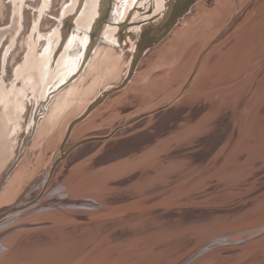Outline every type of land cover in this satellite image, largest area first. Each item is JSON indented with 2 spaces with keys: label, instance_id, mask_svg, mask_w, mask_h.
<instances>
[{
  "label": "rangeland",
  "instance_id": "374dc122",
  "mask_svg": "<svg viewBox=\"0 0 264 264\" xmlns=\"http://www.w3.org/2000/svg\"><path fill=\"white\" fill-rule=\"evenodd\" d=\"M57 1L60 2V0H0V83L6 81L0 87V92L7 93L9 97L16 93L30 96V86L25 85L21 89L16 86L17 80L24 77L22 73L24 66L40 68L43 82L38 85L33 96H30L33 103L31 111L36 109L39 115L42 114L36 125V134L42 128L40 123L44 122L46 115L55 107L59 92L67 87L64 84L81 63V56L77 57L76 66L73 65L75 58L70 59L68 64L71 72H66L62 78L59 76L62 70L61 56L72 34L78 32L82 39L85 38L80 47L81 50L84 48L83 52L90 46L91 50L70 85L87 74L91 58L101 44L102 48L105 45L107 48L110 47L103 48L104 52L112 53L110 61L126 58L128 54H132V44L135 49L133 37L137 39L140 35L136 28L156 27L162 21L159 13L154 15L155 0H132L133 5L129 7L126 17L123 13L129 0H72L64 7V17L58 12L60 4L57 5ZM248 1L194 0L188 11L177 21L188 16L191 11L198 20L190 22L187 32L181 34V43L175 46V49H171L167 60H161L162 56L157 55L156 47L165 44L164 40L170 32L158 43L149 45L144 50L131 72L132 60H127L119 73L116 69L115 79L122 75L120 83L108 90L104 100L103 94H100L93 101L96 103L89 112L97 109L92 120L94 124L89 130L73 135L75 126L85 120L90 113L79 116L81 119L77 121L72 131L64 135L50 152V157L54 159L58 154L65 153L67 148L68 154L75 151V147L67 145L71 141V135L75 141H79L88 138V135L105 136L112 133L107 141L111 143L105 147L107 150L101 152V155H104V163H95L99 159H94L98 155L95 153L102 151L104 147L98 149L94 143L91 150L84 154L88 159L81 164L83 159L80 165L73 166L77 155L69 160L72 164L66 168H62L59 161L49 174L53 164L41 160L42 162L38 163L40 168H37L34 175L31 174V170L30 174L33 176L27 178L31 180L23 182L21 193L14 194L12 200L4 203L7 205H4L2 213L8 207L19 206L24 207L22 214L32 213L27 210L34 207V212L38 208L40 211H52L51 214H41V220L43 217L47 220L58 217L59 215H52L58 214V210L65 208L64 205L77 203L73 207L77 206L75 211L78 213L66 214L70 218L93 220L90 228L99 229L105 226L99 235L105 237L103 242L98 243L99 246L98 244L93 246L98 241V236L91 239L86 247H71L69 250L73 254L81 252L72 257L67 264H73L79 256L95 248L98 249L89 254L88 258L84 257V261L79 264H89L90 259H96V264H264V8L260 10L264 6V0H257L253 5H251L253 0L249 3ZM246 2L248 5L244 12L249 11L246 12V16L244 15V22L248 18L253 19L247 33L241 35L240 25L243 21L240 22L239 13ZM40 11L43 12L42 17ZM237 12L239 16L236 15ZM53 13L56 14L55 18L51 17ZM105 14L109 25L117 22L119 35L116 38L121 40L120 44H107L102 39L104 29L108 25L104 21L98 38L95 36V44L91 45L89 34L96 28V23L105 19ZM36 23L37 28L34 30ZM43 23L48 24L50 28L49 36L47 35L43 44V47L47 48V53L34 59L32 39L35 41L34 34L38 30L44 32ZM65 23L70 24L68 32L64 31ZM57 28L58 31H55ZM22 35L23 42H30L26 55L19 44ZM214 36L218 38L214 40L216 38ZM241 38H243L239 49L241 52L236 50L239 55L233 63L231 55L234 54L230 52ZM212 40L214 42L211 44ZM18 50L20 63H16L13 69L11 60ZM110 65L112 70L114 66L109 62L101 67L100 74L104 75ZM139 68L140 71H147L144 81L137 78ZM39 70L37 73L40 76ZM66 75L68 76L64 83ZM97 75L93 73V78ZM39 76L36 83L39 82ZM130 83L131 88L128 87ZM123 89L127 90L126 95L118 98L120 95L117 94L113 98L116 99L114 104L106 101L110 94ZM216 90L220 92V97L211 98L208 93ZM168 98L174 99L172 104L178 102L185 109L180 112L179 105L174 108L171 106L163 125L161 124L152 134L149 131L143 133L141 137H134L135 134L132 133L134 130L130 129L129 125L120 128L137 115L146 114ZM185 98L189 103L185 104L187 101ZM207 100L220 106V109L215 111L212 106L210 109H203L200 104ZM255 101L259 102L258 107L246 110L249 114H245L247 117L245 118L243 111L252 107ZM102 103L104 109L99 110L97 107ZM208 116L213 119L205 120ZM30 118H27L28 122ZM149 120L145 119L135 124V129L146 127ZM240 126L241 135L238 133ZM41 138L42 143L34 140L35 136L28 139L27 148L13 165L16 168L7 180L25 157L27 158V152H34L43 147L48 137ZM34 145L35 147L31 149ZM119 145H122L120 150ZM38 151L34 155L35 159ZM113 157H117V160L114 161ZM34 158L32 162L35 161ZM72 171L75 174L70 175ZM3 172L4 170L2 174ZM98 176L99 182L96 181ZM95 183L101 187L93 188ZM4 186L5 184L2 189ZM35 193L40 196L28 205L29 202L24 200L34 197ZM39 201L41 202L38 203ZM67 209H70L69 205ZM10 213H13V219L21 215V212L16 215L14 211L8 214ZM25 220L27 221L23 222L31 223L37 219L28 216ZM114 221L116 223L111 224ZM76 223L82 224L78 221ZM12 224L13 220L0 224V232ZM83 227L89 228L87 225ZM21 231L19 232L22 233ZM27 231L22 234L27 235L33 230ZM88 231L84 234L91 237V231ZM16 232L11 231L8 236L13 238ZM2 238L0 239L3 240Z\"/></svg>",
  "mask_w": 264,
  "mask_h": 264
},
{
  "label": "bare ground",
  "instance_id": "6f19581e",
  "mask_svg": "<svg viewBox=\"0 0 264 264\" xmlns=\"http://www.w3.org/2000/svg\"><path fill=\"white\" fill-rule=\"evenodd\" d=\"M71 1L72 0H60V2L59 1L56 2L57 5L60 4L58 12L60 13L61 17H64V7L67 5L68 2H71ZM131 1L132 0L128 1V5L125 9V12L123 13V15L125 14L124 17H126L128 11H129L128 10L129 7L131 5H133V4H131ZM250 1L251 0H249L248 3ZM134 2L136 3V1H134ZM193 2H194V0H186L184 6L180 7V5L182 6V4H181L182 0H171V1L170 0H155L156 6H155V10L153 12H154V15H157L159 13V15L162 16V19H161L162 21H160V25H158L156 27L145 28L143 26H139L138 28H136V29H138V31H140V35L137 39L133 37V40L136 43V46L134 49V44H132V46H131L132 47V49H131L132 54L131 55L128 54L127 57L125 56L126 58H122V59L118 58L115 61H110V57L113 56L112 53L107 52V51L104 52L103 48L106 49L107 47L105 45V47L102 48L103 44H101V47H98L99 49L97 50V52H95V54L93 55V58H91L92 60L90 63V67H88L87 74L85 76L83 75L81 77V79L79 78L80 80L78 82L70 85V83L73 81V78L75 77V75L83 67L84 62L87 59L88 52L91 50V46H90L86 51L83 52L84 48L81 50L80 47H81V42L85 38L82 39V37L80 36V34L78 32L72 34L70 39L68 40V42H66V48L63 51V54L61 56L62 70L60 71L59 76H61V78H62L65 76L64 74H66V72H68V71L71 72L70 68H69L70 65L68 64L69 63L68 61L70 59L75 58V62H73V65L76 66L77 57L81 56V58H82L81 63L79 65V67L77 68V70L75 71V73L72 74V77L65 83L66 78L68 76V75H66L65 80H63V81L65 83L64 86L67 85V87H65L61 93L59 92V95L56 97V101H55L56 103L54 105L55 107L49 112L48 115H46V117L44 118V122L40 123L41 124L40 126H42V128H40L38 134H36L35 129H36V125H37L39 119L41 118L42 114L39 115V113H37L35 111L36 109L31 111V109L33 108V105H32L33 103H32V99L30 98V96H33V94L36 92V89L38 88V85L43 82V78H42L43 76L39 70L40 68L38 69L37 66H34V68H32V67L27 68L26 66H24L22 69V73H23L24 77L23 78L21 77V79L17 80L16 86L17 87L19 86L21 89L25 85L30 86V90H31L30 96H29V94H24V93H18L17 94L16 93V95H14L13 97H9V95L7 93L0 92V175L2 174V171L4 170L3 174L0 176V193H1L0 194V209H1L0 213H2V209L5 208L4 205L5 206L7 205V204H4L7 200H12V198H13L12 196L14 194L21 193L20 189H21V187H23V182L31 180V179L29 180L27 178L32 177L34 175V173L37 171V168H40V167H38V163L41 160H45V161L47 160L53 164L52 167L49 169L50 170L49 174L54 170V168L56 167V165L58 164L59 161H60L59 164L61 165V167L66 168L67 166L72 164L69 162V160L73 159L77 155H78L77 158H75L77 161L76 160L74 161L73 166L79 164L84 159L81 163V164H83L85 159H88V157H85L84 154L91 150L92 144L94 143V144H96V147L98 149L101 147H104V149L102 151H98L97 153H95L98 155L94 159L99 158L95 163L96 164L104 163L103 162L104 161V158H103L104 155L102 156L101 154L107 150V148H105V147H107L111 143V142H107V141H108L109 137H111L112 133L109 135L105 134V136L88 135V138L86 137V138L81 139L79 141H75L73 139V136L71 135V137H70L71 141L67 145H72V147H75V151H72V153L68 154L67 152L69 150L67 148L68 151L66 150L65 153L62 152V153L58 154L57 157L54 159L52 157H50L51 156L50 152H52L54 150L53 147L55 145L59 144V141L62 139V137L64 135L69 134V132L72 131L74 125L77 123V121L79 119H81L79 116H82L86 113H90V115L85 120H83L82 122H80L79 124H77L75 126V128L73 130V135H75L81 131L89 130L91 125L94 124V121H92V120H93V117L96 115L95 112L97 110L95 108L91 112H89L94 107L93 105L96 103V102L93 103V101L97 98L98 95L100 96V94L101 95L103 94V97H102V99H103L108 94V90L110 88H113L116 84L118 85L120 83V77L122 75L119 78L115 79L114 75L117 73L116 69L118 70V73H119V71L122 69L123 65H125L126 61L132 60L131 69H130V72H131L133 70V66L138 61V58L140 57V55H142L144 50H146V48L149 45H153L155 43H158L160 40H162L163 36H165L166 34H168L170 32L169 35L167 36L166 40H164L165 44H163V45L160 44L156 47V49H157L156 53H158L157 55L162 56L161 60L162 61L167 60V58L171 52V49H175L176 48L175 46H177L179 43H181L180 38L184 33L187 32L190 22H194V21L198 20L197 16H193L192 11H191V13L188 16L177 21L179 18H181L188 11L189 7L191 6V4ZM252 2L253 3H251V5H253L255 2H257V0H253ZM56 3L54 5V7L56 6ZM248 3L246 5H243L244 7H242V9H241V13H239V12L236 13L237 16H239L238 13L240 14V17H241L240 22L243 21V23L240 25V27L242 28V29H240L241 35H244L245 33H247V28H248V26H250L252 19H253V17L248 18L244 22V18H245L244 15L246 14L247 11H249V10H247L246 12H244ZM263 8H264V6H262L260 8V10H263ZM260 10L258 13H260ZM237 11H238V9H237ZM39 13L41 14V17H42L43 12L41 13V11H40ZM120 13H122V11ZM55 16H56L55 13H53L51 15V17H53V18H55ZM104 16H105V19L103 18V19H101V21H99V23H96L97 24L96 28L92 29L90 34H89V40H90L91 45L95 44V41H96L95 36H97V38H98L99 32L101 31V28H102L101 27L102 22L105 21V24H108L106 14ZM72 18H73V16H72ZM115 18H117V17H115ZM123 18H122V20H123ZM62 20H63V18H62ZM115 21H119V20L115 19ZM176 22H177V24H176ZM116 23L111 24V25L108 24L106 29H104L105 34L103 35L102 39H104L107 44L112 45L115 43H119L121 41L120 39L116 38V36L119 35V34H117L118 30H117V26H116L117 24ZM175 24H176V26L173 27ZM90 26H92L91 21H90ZM33 28H34V30H36L37 23L35 24V27H33ZM70 28H71L70 24L65 23L64 31L68 32L70 30ZM43 29H44L43 33L41 32V30H38L36 33L37 35L34 34L35 41L32 39V44L34 45V50H33L34 59H38L39 55H43V54L47 53V48H44L43 44L47 38V35L49 36L48 32H49L50 28H49L48 24L43 23L42 30ZM56 30L58 31V28L55 29V31ZM23 35L21 36L22 38L20 39L19 44H21V48L24 50V53L26 55V54H28L27 51L29 50V47H30L29 43L30 42H27V41L23 42L22 41ZM217 36H214V37H216L214 40H216L218 38ZM235 37H237V36H235ZM214 40L211 41V44L214 42ZM242 42H243V38H241V40L239 39V41L237 42V46L234 47L233 50H231L232 52H230V53L235 55V56L231 55V58H232L231 61L233 60L232 61L233 63L236 61V59L239 55V53L236 50L240 49ZM53 44H54V42H53ZM209 44H210V42H209ZM38 47L40 48L39 51H38ZM82 47H83V45H82ZM108 48L110 49V47H108ZM152 49H150V50H152ZM49 51H51V50H49ZM240 55H241V53H240ZM19 56H20V54H19V50H18L14 54V56L11 60V66L12 67L16 63H20L19 62ZM131 56H133L132 59H131ZM25 61H24V63H25ZM109 62H111L113 64L114 68L111 70L110 69L111 65H110L109 70H107L104 73V75L102 73L100 74L101 67L104 64L105 65L109 64ZM36 65H38V64H36ZM150 66H152V64ZM207 67H208V65H207ZM140 68L137 71L138 72L137 78H139L140 81H144V75H146L147 71H144V70L140 71ZM13 69H14V67H13ZM37 70H39L40 76L38 75ZM93 73H97L98 75L93 78ZM168 73H169V71L167 72V75H168ZM17 74H19V73H17ZM38 76H39V82L36 83ZM5 83H6V81H3L2 83H0V87L3 86ZM131 83L128 85V87L131 86ZM138 86H139V83H138ZM128 87H127V89H128ZM223 91L224 90H222V93H224ZM125 92H127L126 89H123L122 91H119V92H115L113 94L109 93L110 96L106 99V101H108L111 104H114L116 102V99H113V98L117 94L120 95L118 98H121L122 95H126ZM208 94L211 95V98H213L214 96L215 97L218 96V98L220 97V92L217 90L213 91V92H209ZM226 94L228 95L229 92H226ZM177 97H175V100ZM178 99H181V98H178ZM173 100L174 99H172V98L171 99L168 98V99L164 100L157 107H154V109L149 110L146 114L137 115L136 117H134L132 120H130L129 122H127L123 126H120V128L125 127L126 125H129V128L130 129L132 128L134 130L132 132L135 134L134 137H141L142 135H144L145 133H147L149 131L151 132L150 134H152L154 131H156L160 127L161 124L163 125L165 118L169 115L168 109H171V106L174 108L177 105H179V106L181 105L178 102L172 104ZM185 100H187V99L185 98ZM99 101H100V99H99ZM190 102H192V101H190ZM103 103L100 104V107H97L99 110L104 109V108H102ZM186 103H189V100H187L185 102V104ZM200 105L202 106L203 109H205V108L210 109V107L212 106L213 109H215V111H217L218 108L220 107V106L214 104V102L212 103L208 100L204 103L202 102V104H200ZM258 105H259V102L257 103V101H255V104L252 107H248L243 111V114H244L243 116H245V114H249V112H247V111L248 110H254L256 107H258ZM29 106H30V109H29ZM183 109H185V108H182L180 106V112ZM202 114H204V113L202 112ZM153 115H155V116H153ZM156 115H158V116H156ZM198 115H201V113L200 114L198 113ZM213 116H215V115H213ZM28 117H31L30 122H28V120H27ZM151 117H154V118H151ZM245 118H247V117L245 116ZM145 119H150L148 124L145 125L146 127L148 126V128L143 126L144 128H142V129L138 128L136 130L134 125L141 123L142 120H145ZM211 119H213V118L211 116H208L205 120H211ZM243 120H245V119L243 118L242 122H244ZM218 121L219 120H217V122ZM30 124H31V127H29ZM240 129H241V126L239 127V132H238L241 135L242 133L240 132ZM241 131H242V129H241ZM136 132H137V134H136ZM243 135H244V133H243ZM34 136H35L34 140H37L39 142H40V140L42 141V139H43V138H41L42 136H47L48 138H46L45 144L44 145L42 144L43 147H40L39 149H37V150H39L38 151L39 154L36 157V159L34 158V155L37 152V150L34 152L33 151L27 152L28 153L27 158L25 157V159L22 161V163H20V165L17 166V169L14 171L12 176L7 180L9 175L16 168V166L13 167V165H15V163L17 162V159L19 160V158L22 156L21 153L27 148L28 139L33 138ZM89 136H91V137H89ZM40 143H42V142H40ZM33 147H35V145L32 146L31 149ZM68 147H71V146H68ZM120 148H122V145H119L118 150H120ZM64 155H66L65 156L66 158L63 159ZM107 156H105V158ZM115 156H117V155H115ZM33 158L35 159L34 162H32ZM116 158H114V161L117 160ZM7 160H8V164L6 166ZM105 168H106V166H105ZM31 170H32V173H31ZM30 173L33 175L31 176ZM72 173H73V171L70 173V175ZM73 174H75V172ZM98 178H99V176L96 178L97 182H99L98 180H100ZM45 181L46 180L44 179V182ZM4 184H5V186L2 189ZM95 184H97V183H95ZM95 184H94L93 188L101 187L99 184H97V185H95ZM41 185H43L42 182H41ZM39 196H40L39 194L35 193L34 197H31V198L29 197L27 200H24V201L25 202L28 201L29 202L28 205H30L33 202H35ZM117 199L121 200L119 197H117ZM40 202L41 201H39L38 203H40ZM74 204H77V203H71V204L64 205L66 209L63 207L62 210L61 209L58 210V214L52 215V216L59 215L58 217L47 218V220H44V217L41 220V218H40L41 214H44V213L51 214L52 211H44V210L40 211V209L38 208L34 212L35 208L33 207L32 210H27L29 212L32 211V213H28V212L26 213L25 212V214L24 213L22 214V210L24 209V207H22V206L13 207V208H10V207L6 208L4 210V212L1 214L2 216L0 218L3 217L2 218L3 220L2 219L0 220V224H2V223L4 224V223L9 222L11 220L14 221V224H12L8 229L0 232V238L6 237V236L8 237L6 239L2 238L3 240L0 239V253L2 254V255H0V264H67V262L72 257H74L75 255H79L78 253L81 251L73 254L72 252H70L69 249H71V247H79V246L86 247L89 244V242L91 241V239H95L100 234H102V230L105 229V226H101L99 229H97L96 227L90 228L93 220L87 221V220H82L78 217L70 218L66 213H70L72 215L78 213V211H75L77 209V206L73 207ZM68 205L70 206V209H67ZM10 211H14L15 215H16V213L21 212V215L19 214L17 217L15 216V218L13 219L12 218L13 213L8 214ZM53 211H55V210H53ZM28 216H34L37 220H35L34 222H31V223L30 222H23V221H27L25 219ZM100 218H102V216ZM4 220H6V221L3 222ZM76 221L82 222V224L79 225L78 223H76ZM107 222H109V221H107ZM96 223L99 224L98 222H96ZM103 223H105V222H103ZM114 223H116V221L111 222V224H114ZM89 224H90V226H89ZM86 225L89 228L83 227ZM152 228H154V227H152ZM27 229H31L33 231L28 233L27 235H23L22 233L27 231ZM36 229H38V230H36ZM49 229H51V230H49ZM151 229H148V231ZM88 230L91 231L90 232L91 237L84 234L85 231L89 232ZM11 231H17L15 234V237H13V238H10L11 236H8V233H10ZM19 231H21L22 233H20ZM104 237L105 236H103V237L99 236L98 241L95 242L93 244V246H95L99 242H103ZM144 237H142V238L145 240ZM230 240H232V239H230ZM93 246H91V247H93ZM98 246H99V244H98ZM97 249L98 248H95L91 252H87L85 254H82L81 256H79V258H77L75 260V262L73 264L81 263L82 261H84V259H83L84 257H85V259L88 258L89 254H91L92 252H94ZM225 249L229 250L228 248H225ZM81 250H82V248H81ZM220 251H221V249H220ZM24 252L26 253V255H24ZM37 256H40V257H37ZM38 259H40V260H38ZM96 263H97L96 259H90V261H89V264H96Z\"/></svg>",
  "mask_w": 264,
  "mask_h": 264
},
{
  "label": "flooded vegetation",
  "instance_id": "af4514ba",
  "mask_svg": "<svg viewBox=\"0 0 264 264\" xmlns=\"http://www.w3.org/2000/svg\"><path fill=\"white\" fill-rule=\"evenodd\" d=\"M185 2H186V0H182V3H181V4H182V6L180 5V7H183V6H184V4H185ZM180 7H179V8H180Z\"/></svg>",
  "mask_w": 264,
  "mask_h": 264
},
{
  "label": "water",
  "instance_id": "95a60500",
  "mask_svg": "<svg viewBox=\"0 0 264 264\" xmlns=\"http://www.w3.org/2000/svg\"><path fill=\"white\" fill-rule=\"evenodd\" d=\"M64 144V143H63Z\"/></svg>",
  "mask_w": 264,
  "mask_h": 264
}]
</instances>
